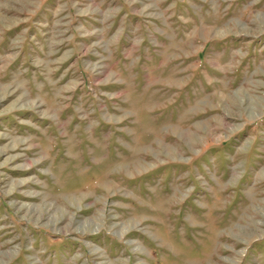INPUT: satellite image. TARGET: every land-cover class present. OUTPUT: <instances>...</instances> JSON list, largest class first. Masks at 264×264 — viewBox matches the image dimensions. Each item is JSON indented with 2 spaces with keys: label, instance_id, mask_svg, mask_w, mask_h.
I'll list each match as a JSON object with an SVG mask.
<instances>
[{
  "label": "rangeland",
  "instance_id": "rangeland-1",
  "mask_svg": "<svg viewBox=\"0 0 264 264\" xmlns=\"http://www.w3.org/2000/svg\"><path fill=\"white\" fill-rule=\"evenodd\" d=\"M0 264H264V0H0Z\"/></svg>",
  "mask_w": 264,
  "mask_h": 264
}]
</instances>
